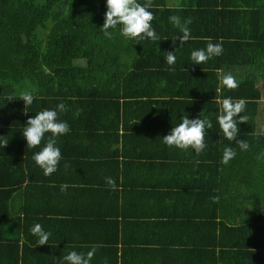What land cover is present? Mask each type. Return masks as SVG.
I'll return each instance as SVG.
<instances>
[{
	"label": "trees",
	"instance_id": "16d2710c",
	"mask_svg": "<svg viewBox=\"0 0 264 264\" xmlns=\"http://www.w3.org/2000/svg\"><path fill=\"white\" fill-rule=\"evenodd\" d=\"M151 2L160 39L135 44L99 30L104 0H0V140L8 141L0 147V252L9 248L8 264H54L92 245L91 264H264V0ZM171 15L190 21L182 48ZM209 39L222 42V54L190 65V51ZM174 49L169 71L163 57ZM217 72H230L238 87L216 93ZM25 89L35 93L27 113L16 99ZM217 96L245 99L236 140L247 151L218 135ZM60 102L70 131L57 140L55 173L70 176L46 177L31 159L39 146L21 148L19 129ZM201 111L212 122L203 152L161 143L181 115ZM224 147L236 153L228 164ZM18 195L30 208L22 217L10 205ZM34 223L51 233L48 243L36 244Z\"/></svg>",
	"mask_w": 264,
	"mask_h": 264
},
{
	"label": "clouds",
	"instance_id": "9594fccd",
	"mask_svg": "<svg viewBox=\"0 0 264 264\" xmlns=\"http://www.w3.org/2000/svg\"><path fill=\"white\" fill-rule=\"evenodd\" d=\"M105 12L104 21L99 30L107 39H113L114 33L118 34L124 40L132 41L137 44L143 40L155 42L160 39L155 28L152 27L154 13L151 10V0H104ZM169 23L178 29L177 33L172 37L174 44L178 40V46L183 47L186 42L191 39L190 29L187 24L190 21H184L181 26V20L177 15L168 17ZM173 51H167L163 57L164 63L168 66V70L172 71L176 64L177 56ZM223 52L221 41L215 43L209 39L204 48L192 49L188 55L190 65H202L214 57H218ZM238 87V81L230 72H217L216 93L221 89L232 90ZM23 101L25 113L26 109L33 105L35 93L31 90H21L18 98ZM14 100L9 98L8 101ZM217 105V115L215 122L219 128V134L228 141H234L238 144L241 151H247L249 144L246 140H236L238 129L237 124L247 121L246 116L238 115L245 111L246 101L243 98L233 99L230 96H217L215 99ZM66 111L63 102L57 103L53 108H44L34 112V116H30L23 128L19 129L21 136L25 139L27 149L37 148L39 150L33 152L31 159L35 165L42 171L44 176H50L57 171L58 165L62 159L61 149L57 144L59 137L66 135L69 131V125L66 121L59 119V115ZM234 117H238L234 119ZM212 128V122L207 118H202V111L197 118L190 119L188 115H181L179 123L172 126L167 135L162 136L161 143L169 148L179 150L191 149L194 153L200 154L206 148L205 133L207 129ZM264 132V127L261 129ZM48 134V135H46ZM3 137V136H0ZM42 140L44 141L41 146ZM8 141L0 140V147L4 148ZM235 151L231 147H224L221 155V163L228 164L235 156ZM264 158V151L257 157ZM65 167L67 165L65 164ZM105 183L115 189V181L111 177H105ZM68 187L67 184H61L60 190L63 192ZM215 199V198H213ZM29 232L36 238L37 245L48 243L51 233L47 231L40 223H34ZM97 245H92L87 252H78L75 249L68 251L62 255L59 261L54 264H91L95 255Z\"/></svg>",
	"mask_w": 264,
	"mask_h": 264
},
{
	"label": "crops",
	"instance_id": "0c3cea01",
	"mask_svg": "<svg viewBox=\"0 0 264 264\" xmlns=\"http://www.w3.org/2000/svg\"><path fill=\"white\" fill-rule=\"evenodd\" d=\"M259 121V127L260 128H262L263 126H264V121H262L261 119L260 120H258ZM24 126V125H23ZM74 134H72V133H70V135H68L67 136V138H68V140L69 141H71V143H73L72 142V136H73ZM19 140V139H18ZM19 141H24V140H19ZM102 142L100 141L99 143H97L96 141H94L93 143H90V144H94V145H100ZM85 144H89V142H85ZM101 146V145H100ZM21 148H27V145L26 144H24V145H21ZM24 153V152H23ZM55 173V172H54ZM51 174V176H54V177H58V178H60V177H68V176H70V174H68L67 172H65V171H62V172H58V174L57 173H55V174ZM40 176H42V175H40ZM60 176V177H59ZM23 204V202H22V200L21 199H19V195L16 197V200H15V202H14V204H12V203H10V205H11V207H15L16 208V210H17V212H18V216H20V217H22V214H21V212H22V210H24L25 208H27V209H30V208H28L26 205H22ZM9 254V248L6 250V249H4L2 252H0V264H8L7 262H6V259H7V255Z\"/></svg>",
	"mask_w": 264,
	"mask_h": 264
},
{
	"label": "rangeland",
	"instance_id": "374dc122",
	"mask_svg": "<svg viewBox=\"0 0 264 264\" xmlns=\"http://www.w3.org/2000/svg\"><path fill=\"white\" fill-rule=\"evenodd\" d=\"M177 2H178V0H168V5L174 7L177 5Z\"/></svg>",
	"mask_w": 264,
	"mask_h": 264
}]
</instances>
